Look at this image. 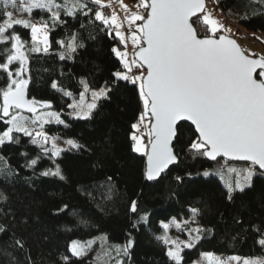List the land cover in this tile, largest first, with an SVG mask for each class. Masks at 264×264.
Wrapping results in <instances>:
<instances>
[{
  "label": "trees",
  "instance_id": "obj_1",
  "mask_svg": "<svg viewBox=\"0 0 264 264\" xmlns=\"http://www.w3.org/2000/svg\"><path fill=\"white\" fill-rule=\"evenodd\" d=\"M130 1L137 6L140 3V0ZM211 3L221 17L227 15L228 19H222L225 26L240 24L264 31V2L261 0L251 3L250 0H218V3L211 0ZM89 7L94 6L89 3ZM94 11L95 8L88 17L79 13L76 17H67L61 13L65 23L51 28L49 21V51L28 53L29 71L25 77L30 78L29 98L51 101L58 112L63 109L61 117L69 125L45 127L52 133L75 137L90 151H64L54 158L65 177L62 180L41 175L55 166L42 154L33 168L25 167L40 154L39 147L32 145L29 137L14 132V137L19 135V144L6 143L0 147V155L6 158L13 173L9 174L0 165V192L7 197L6 201L0 199V225L7 228L0 233V264H29V256L31 264H110L111 260L102 263L70 252L72 240L86 239L100 232H105L110 242L132 241L122 264H176L166 255L168 245L155 236L162 235V220L189 216L191 208L200 209L196 218L206 231L200 233L195 247L183 249L181 264H197L193 260L203 250L217 251L224 257L233 253L264 256V246L258 244V240L264 238V175L260 174L258 166L252 185L243 192L236 191L233 199L228 200L226 183L218 170H225L229 165L247 168L250 162L220 157L215 161L199 156L193 158L188 144L195 138L194 127L181 121L179 138L174 141L178 162L157 180L145 179V157L132 151L130 139L134 131L131 125L138 120L142 101L130 82L115 80L113 73L122 71L123 66L112 49L125 45L118 37L114 39L115 31L109 35L106 26L94 20ZM135 11L143 12V9ZM31 16L48 20L49 14L34 10ZM13 31L28 42L26 50L31 44L30 29L16 25ZM197 31L203 35V28ZM74 33L78 35L77 44L82 43L83 47H77L69 57L66 48L56 41L67 43ZM5 47L10 44H0V53ZM61 52H65L64 59H60ZM0 76L4 73L0 72ZM81 80L90 88L107 84L112 89L111 99L99 101L98 109L88 120L70 117L67 105L72 97H64L51 87L56 82L58 88L71 91L78 98L83 90ZM6 82V78L0 80V86ZM6 128L7 125L0 122V133ZM206 170L211 174L204 176ZM177 176L183 179L178 182ZM235 178L234 173L226 176L227 182ZM134 199L138 202L136 214L129 212ZM60 209L63 211H58ZM141 213H148V220L134 228L133 223L139 220ZM13 234L24 241L23 249L14 245Z\"/></svg>",
  "mask_w": 264,
  "mask_h": 264
},
{
  "label": "snow or ice",
  "instance_id": "obj_2",
  "mask_svg": "<svg viewBox=\"0 0 264 264\" xmlns=\"http://www.w3.org/2000/svg\"><path fill=\"white\" fill-rule=\"evenodd\" d=\"M89 3L94 7H89ZM214 3H218V0H214ZM106 6L104 0H0V44H10L0 53L3 57L0 72L4 73L0 80L7 79L0 86V122L7 125L6 130L0 133V147L6 143L19 144V135L14 137V132L29 137L30 143L39 147L40 154L25 167L33 168L42 154L52 160L55 166L41 175L62 180L65 177L54 158L60 157L64 151H90L71 138L65 141L67 148L62 149L56 143L60 139L59 135H49L44 131L45 125H69L61 119L63 109L60 112L51 110V101L28 98L30 78H25V73L29 71L28 53L49 51V21L51 28H55L58 23H65L61 13L67 17H76L78 13L88 17L95 8L94 20L106 26L109 35L115 31L114 39L118 37L125 48L129 38L133 46L131 59L126 50L112 49L123 66V70L113 73V76L115 80L128 81L135 86L142 101L138 120L131 125L134 131L130 133V139L133 142L132 151L146 157L145 179H157L170 165L178 162L174 141L179 138V122L191 121L195 138L189 142L188 151L193 154V158L199 156L215 161L222 154L234 160L250 162L247 168L228 169L229 173L236 175L234 184L231 181L225 184L227 199L231 201L236 191L243 192L252 185L256 166L264 170V55L250 54L235 39L225 34L231 30L212 16L205 7V0H140L138 8L143 9V12L133 11L130 14L127 6H123L130 37H126L122 30L123 24L115 12L111 16L105 15L102 9ZM34 10L47 12L48 20L37 24L30 18H14L15 12L31 16ZM16 25L30 29L31 44L26 50L28 42L13 31ZM198 28H203V35L197 31ZM77 40L78 35L74 33L67 43L65 40L56 43L65 47L70 57L77 47H83L82 43L77 44ZM64 58L65 52H61L60 59ZM17 64L18 67L15 66ZM80 83L83 90L79 92L78 100L71 91L58 88L56 82L51 87L64 97H72L73 102L67 105L72 109L68 114L70 117L88 120L98 109L99 101L111 99L109 93L112 89L102 87L93 90L86 81L81 80ZM89 93L90 101L86 99ZM25 111L31 115H24ZM0 165L13 174L2 155ZM218 171L223 173L222 168ZM210 174L208 170L203 173L204 176ZM260 174L264 175V171ZM188 175L191 176V173ZM175 179L179 182L183 178L177 176ZM108 180L111 181L112 177H108ZM0 199L6 201L7 197L0 192ZM129 212H138L137 200L130 202ZM190 213L191 219L195 221L200 209L191 208ZM147 220L148 213H141L133 227ZM171 224L184 231L182 225H187L188 221L177 222L172 218ZM162 227L164 234L155 236V239L165 245H174L167 248L166 255L176 264H181L183 260V249L195 247L200 240V233L206 231L199 227L189 228V240L179 241L167 234L169 223H163ZM6 231V226L0 225V233ZM13 242L17 248H24V241L16 238L15 234ZM88 243L90 246L92 242ZM258 244L264 246V238L259 239ZM131 246V240L123 248L116 246L117 254L122 251L127 255ZM71 252L81 256L84 246L72 241ZM201 255L207 264H228V261L240 260L236 256L221 260L213 253ZM28 259L31 264V257ZM63 259L67 260V257ZM116 264H121V261L118 260ZM243 264H264V258H245Z\"/></svg>",
  "mask_w": 264,
  "mask_h": 264
},
{
  "label": "rangeland",
  "instance_id": "obj_3",
  "mask_svg": "<svg viewBox=\"0 0 264 264\" xmlns=\"http://www.w3.org/2000/svg\"><path fill=\"white\" fill-rule=\"evenodd\" d=\"M114 2L116 4V6L112 10H113V12H115L117 14L118 20L123 24L122 30L125 31V27H126L127 22L124 23L123 19H122L123 13H124L123 17H125V11H124L123 6H127L129 14L131 12L135 11V9L138 8V6L136 5V3H134L130 0H104V3L106 5L112 6ZM206 9L208 11H210L212 16L217 18L220 23H222V17L225 19H228L227 15H222V17H221L219 11L215 12V10L213 9V4L211 3V0H207ZM9 10H12V9H9ZM14 18H22V19H29L30 18L33 23H37V24L42 23L43 21H46V20H43L40 18H33L32 16H29L28 13H21V12H15ZM125 21H126V19H125ZM137 23H140V22L137 21ZM225 27L231 30L227 33L234 36L239 41L241 46L244 49H247L250 54L255 53L257 55H264V31L248 29L247 27H244L240 24L237 26V25H234L232 23H230L229 25H227ZM129 37H130V33H129ZM258 37H259V39H258ZM49 40H50V36H49ZM129 40H130V38H129ZM115 48L119 49L120 51H125V50L127 52L133 51V46L131 44V41L129 42V48H128V45L126 48H125V46L124 47L116 46ZM128 58L131 59L132 55L128 54ZM25 76H26V73H25ZM102 87L109 88V85L102 84L99 87H94L91 89L99 90ZM78 98H76V99L78 100ZM86 99L88 101H90V99H91L90 93L87 95ZM41 101H47V100H41ZM72 102H73V100L71 101V103ZM51 110L57 111L53 107L51 108ZM71 111H72V109H70L69 112H71ZM23 114L26 116L31 115L30 113H27L26 111ZM61 119H62V117H61ZM29 127H32V125H29ZM44 131L48 132L49 135L56 134V133H52V132L48 131V129L46 127L44 128ZM57 135H59V134H57ZM59 137H60V139H58L56 141V143H57L58 147H60L62 149L67 148V145L65 143V141L67 139L71 138V139H74L77 141V139L75 137H71V136L70 137H64V136L59 135ZM231 167H233V166L229 165V167L227 169L223 170L222 174L219 172L221 177L225 181V183L229 182V181L227 182L226 176L228 174H232V173L228 172V169ZM235 168L240 169L239 167H235ZM235 180H236V178L233 180H230V181L233 182V184H234ZM172 218H175V220L177 222L188 221L187 225H182V227L185 230L181 231L180 229H177L174 225H172L171 224ZM161 223L162 224L163 223H169L170 227L167 229V234L172 239H174V240L178 239L179 241H188L189 240L190 237H189L187 229L197 228V227L201 228L202 227V224L197 220V218L195 219V221H193L191 219V214L189 216H186V217L172 216L169 219L162 220ZM164 232H165V230L163 229L162 235L164 234ZM192 235L195 236L196 233H192ZM72 241H78L81 245L84 246L83 255L89 256L91 259H93L95 261L102 262V263H106L109 260H111L110 264H116V262L119 260V261H121V264H122L123 258L125 256L122 251L119 254H117L116 246H120L121 248H123V246L126 244L123 242H110L108 239V236L106 235L105 232H100V233L95 234L93 236H90L86 239H74ZM72 241L70 242V252H71ZM88 242H92L90 244V246H89ZM170 246L174 247V245H168V247H170ZM202 253H213L216 257H219L221 260H226L227 258L233 257V256L240 258L239 261H235V260L228 261V264H243V260L245 258H248V259L264 258V256H260V255H240L237 253H233V254H230V255L224 257L221 255L220 252L212 251V250H203L194 258V260H193L194 263L207 264V261L204 260V258L201 255ZM181 255H182V252H181ZM182 257H183V255H182Z\"/></svg>",
  "mask_w": 264,
  "mask_h": 264
},
{
  "label": "water",
  "instance_id": "obj_4",
  "mask_svg": "<svg viewBox=\"0 0 264 264\" xmlns=\"http://www.w3.org/2000/svg\"><path fill=\"white\" fill-rule=\"evenodd\" d=\"M206 3H207V0H205V7H206ZM199 15V14H198ZM194 27H195V25H194ZM225 34H227V33H225ZM230 38H233V39H235L236 41H237V43L241 46V44L239 43V41L234 37V36H232L231 34H227ZM242 47V46H241ZM243 48V47H242ZM257 55V54H256ZM26 78V77H25ZM27 96H28V92H27ZM28 98H29V96H28ZM30 99V98H29ZM186 121V120H185ZM187 122H189L190 124H192L191 123V121H187ZM193 127H194V125H193ZM225 158V159H227V160H229V161H239V160H234V159H231V158H229V157H224L222 154L221 155H219L217 158ZM242 162H246V161H242ZM145 163H146V157H145ZM171 166V165H170ZM169 166V167H170ZM261 171H264V170H261ZM163 174V173H162ZM161 174V175H162ZM160 175V176H161ZM158 178H160V177H158ZM157 178V179H158ZM157 179H155V180H157Z\"/></svg>",
  "mask_w": 264,
  "mask_h": 264
},
{
  "label": "built area",
  "instance_id": "obj_5",
  "mask_svg": "<svg viewBox=\"0 0 264 264\" xmlns=\"http://www.w3.org/2000/svg\"><path fill=\"white\" fill-rule=\"evenodd\" d=\"M116 4L115 2L113 3V5H107L106 7H104L102 10L104 11L105 15L106 16H111L112 12H113V8H115ZM124 15V14H123ZM122 15V19H123V22L125 23V18L123 17ZM245 34V33H244Z\"/></svg>",
  "mask_w": 264,
  "mask_h": 264
},
{
  "label": "bare ground",
  "instance_id": "obj_6",
  "mask_svg": "<svg viewBox=\"0 0 264 264\" xmlns=\"http://www.w3.org/2000/svg\"><path fill=\"white\" fill-rule=\"evenodd\" d=\"M125 35H126L127 37L129 36V34H128V33H126V32H125Z\"/></svg>",
  "mask_w": 264,
  "mask_h": 264
},
{
  "label": "clouds",
  "instance_id": "obj_7",
  "mask_svg": "<svg viewBox=\"0 0 264 264\" xmlns=\"http://www.w3.org/2000/svg\"><path fill=\"white\" fill-rule=\"evenodd\" d=\"M224 159V158H223Z\"/></svg>",
  "mask_w": 264,
  "mask_h": 264
}]
</instances>
